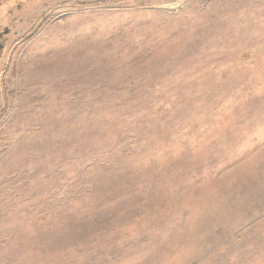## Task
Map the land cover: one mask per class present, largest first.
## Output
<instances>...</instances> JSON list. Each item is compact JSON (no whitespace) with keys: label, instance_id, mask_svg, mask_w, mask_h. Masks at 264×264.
<instances>
[{"label":"rangeland","instance_id":"374dc122","mask_svg":"<svg viewBox=\"0 0 264 264\" xmlns=\"http://www.w3.org/2000/svg\"><path fill=\"white\" fill-rule=\"evenodd\" d=\"M0 264H264V0H0Z\"/></svg>","mask_w":264,"mask_h":264}]
</instances>
